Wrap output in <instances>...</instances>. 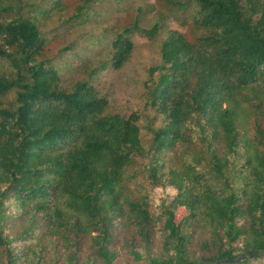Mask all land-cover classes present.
Segmentation results:
<instances>
[{
  "label": "trees",
  "instance_id": "obj_1",
  "mask_svg": "<svg viewBox=\"0 0 264 264\" xmlns=\"http://www.w3.org/2000/svg\"><path fill=\"white\" fill-rule=\"evenodd\" d=\"M202 262L264 264V0H0V264Z\"/></svg>",
  "mask_w": 264,
  "mask_h": 264
},
{
  "label": "rangeland",
  "instance_id": "obj_2",
  "mask_svg": "<svg viewBox=\"0 0 264 264\" xmlns=\"http://www.w3.org/2000/svg\"><path fill=\"white\" fill-rule=\"evenodd\" d=\"M154 1V0H151ZM107 13L104 11H101V16L106 17ZM119 15V13H116ZM170 26L172 28H181L180 25L177 24V22H170ZM184 30V29H182ZM85 33L81 32V34ZM74 36H79L78 32H74ZM111 41H98L96 44V47H100L106 42ZM110 43V42H109ZM108 43V44H109ZM135 43H136V50L134 52V56L132 58V61L127 65L125 70L123 72H117L116 70L112 68H108L105 71H102L100 74L99 79L97 80L100 85H107L109 86V89L111 92H113L114 97H117L120 102L128 103L129 105L135 106L138 102L142 101V104L146 102V98H143L144 96L141 93V89L135 84L134 76L138 77V75H141L143 78L144 75H146V69L154 56L156 55V51L158 49V44L155 39H151L149 37H143L140 35L135 36ZM67 43L64 45L66 46ZM82 54H86V49L84 47H78L77 48ZM71 57H73L71 55ZM72 62V68L76 67L77 65L74 64V60ZM73 70H71L72 72ZM69 74V73H68ZM112 80L116 81L115 86L110 87ZM143 88V86H141ZM147 123V122H143ZM177 191L170 186L165 187H157L152 195L153 200V206L152 211L156 212L159 210V205L163 200L170 201L175 197Z\"/></svg>",
  "mask_w": 264,
  "mask_h": 264
},
{
  "label": "water",
  "instance_id": "obj_3",
  "mask_svg": "<svg viewBox=\"0 0 264 264\" xmlns=\"http://www.w3.org/2000/svg\"><path fill=\"white\" fill-rule=\"evenodd\" d=\"M260 254H261V253H258V254H256V255H260ZM250 256H252V254L245 253V254H243V255H241V256H238L237 258H235V259H233V260L240 259L241 257H250ZM216 263H218V262H216ZM197 264H206V262L197 263Z\"/></svg>",
  "mask_w": 264,
  "mask_h": 264
}]
</instances>
